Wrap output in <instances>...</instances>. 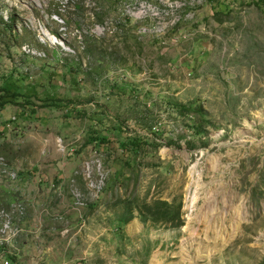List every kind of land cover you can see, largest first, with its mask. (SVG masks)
<instances>
[{"label": "rangeland", "instance_id": "374dc122", "mask_svg": "<svg viewBox=\"0 0 264 264\" xmlns=\"http://www.w3.org/2000/svg\"><path fill=\"white\" fill-rule=\"evenodd\" d=\"M57 2L0 0V87L23 82L0 110V264H264V3L125 5L142 51L103 62L80 31L109 46L111 21ZM158 202L180 227L147 216Z\"/></svg>", "mask_w": 264, "mask_h": 264}, {"label": "trees", "instance_id": "16d2710c", "mask_svg": "<svg viewBox=\"0 0 264 264\" xmlns=\"http://www.w3.org/2000/svg\"><path fill=\"white\" fill-rule=\"evenodd\" d=\"M63 3H56V10H60L62 16L66 18V23H73L77 26L81 24L90 25L93 27H100L102 29L107 28V22L111 21L113 27V38L115 37L119 41L117 43H112L109 46H103L104 38L96 36L89 30H81V53L85 56H101L104 62L105 54L108 50L111 54H117L120 61L127 55L134 56L135 52L142 51V45L138 42V37L140 33L137 31V25L134 18L125 14L121 11L125 5H135L148 0H61ZM208 3L218 2L220 0H206ZM92 4V6L88 7ZM258 2L264 3V0H257ZM72 9V12L69 9ZM59 15V14H58ZM61 16V15H60ZM61 18V17H60ZM6 27V23H3ZM178 28V27H177ZM129 42H133L131 45ZM122 62V61H121ZM92 65H88L86 70H90ZM66 73L71 77L75 78L79 73L83 74L86 70H81V65L78 64H66ZM57 76L60 75L57 73ZM22 80L10 74L4 80V85L0 87V110L4 108L8 103L13 102L14 99L22 96ZM50 106H55L54 102L49 98ZM175 110L183 115L189 114H201L198 110L194 109L192 106H184L180 104H175ZM201 121V122H199ZM203 119L198 120L194 124L197 128V135L204 134ZM97 141V139H94ZM100 142L106 143L107 139L102 137ZM139 141L133 140L126 144H121L122 149L127 150V152L136 153L140 148ZM147 209V216L153 221H160L162 224L169 226L170 228H178L181 226V221L179 219L178 209H173L166 202H158L154 207L145 206Z\"/></svg>", "mask_w": 264, "mask_h": 264}, {"label": "built area", "instance_id": "2783aa9c", "mask_svg": "<svg viewBox=\"0 0 264 264\" xmlns=\"http://www.w3.org/2000/svg\"><path fill=\"white\" fill-rule=\"evenodd\" d=\"M104 175L98 170L97 180L90 181V186L93 191H98L100 189V185L103 183Z\"/></svg>", "mask_w": 264, "mask_h": 264}]
</instances>
